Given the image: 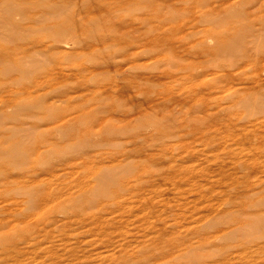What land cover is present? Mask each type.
<instances>
[{
  "label": "rangeland",
  "instance_id": "obj_1",
  "mask_svg": "<svg viewBox=\"0 0 264 264\" xmlns=\"http://www.w3.org/2000/svg\"><path fill=\"white\" fill-rule=\"evenodd\" d=\"M0 264H264V0H0Z\"/></svg>",
  "mask_w": 264,
  "mask_h": 264
}]
</instances>
